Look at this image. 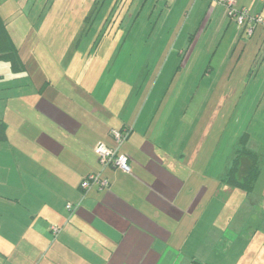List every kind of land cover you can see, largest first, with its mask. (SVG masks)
<instances>
[{
    "label": "crops",
    "instance_id": "0c3cea01",
    "mask_svg": "<svg viewBox=\"0 0 264 264\" xmlns=\"http://www.w3.org/2000/svg\"><path fill=\"white\" fill-rule=\"evenodd\" d=\"M106 1L99 10L106 14V23L114 20L112 16L132 20L125 26V42L148 4L157 34L141 48L146 47L156 60L155 70H160L145 83L142 76H108L107 66L93 65L91 59L83 68L69 63L66 72L46 78L25 75L27 67L10 70V63L5 67L0 61V119L7 124V138L0 143V264H264L257 253L264 249V237L255 238L259 228L237 220L238 209L230 204L240 192L253 202L250 196L264 171L263 154L255 188L238 190L224 181L238 146L227 155L221 153L218 168L214 165L220 159L219 142L209 146L207 157L203 151L202 115L190 111L188 121L185 109L160 111L176 59L184 56L181 64L187 68L197 50L193 45L197 30L187 39L185 16L176 10L166 13L163 0H115L114 5L112 0L105 9ZM188 1L165 4L186 7ZM6 3L21 6L18 0ZM207 3L216 25L230 29L226 6L218 0H196L193 8L200 4L198 12ZM237 3L252 13L264 10V0ZM94 4L96 9L98 0ZM106 48L100 45L96 51H110ZM242 56L243 52L238 61ZM181 64L180 75L173 76L180 78V92L190 90L185 84L202 86L214 69L208 65L204 74L195 68L183 72ZM199 65L201 69L203 62ZM167 66V79L158 87ZM122 129L124 140L119 142L113 131ZM243 132L240 137L248 133L246 145L251 148L250 128ZM101 143L128 154L131 171L103 166L95 151ZM205 164L211 165L209 172L202 169ZM184 165L192 168H187V176L178 170ZM97 171L109 178L110 185L82 190V179ZM204 177L210 180L203 182ZM186 179L200 182L195 189H185ZM263 189L264 180L257 191L258 206L252 203V210L262 213ZM52 226L59 231L54 233ZM252 228L251 233L245 231Z\"/></svg>",
    "mask_w": 264,
    "mask_h": 264
},
{
    "label": "rangeland",
    "instance_id": "374dc122",
    "mask_svg": "<svg viewBox=\"0 0 264 264\" xmlns=\"http://www.w3.org/2000/svg\"><path fill=\"white\" fill-rule=\"evenodd\" d=\"M6 1L9 0H0V12L2 11L0 14L6 20L9 32L17 44L20 58L27 67L25 75L43 78L54 77L66 72L69 63H75V66L83 68L84 62L87 63L89 59L93 65L107 66L108 76L123 75L126 78L142 76L144 83L147 78L154 77L160 70L158 68L155 70L156 60H152L149 53L145 51L147 50V41L153 40L152 34H157V28L153 29V25L156 24L155 20L149 21L146 8L148 4L140 14L139 23L132 35L125 42L127 33L125 26L132 20L129 17L127 20L125 18V21H121L122 17L118 20L117 16H112L114 20L106 23V14L99 13L104 0L98 1V9L94 13L92 10L95 8V0H89V4H87L88 0H39V2L31 0V3L28 2L29 4L26 3V0H18L21 6L14 3L11 7H7ZM111 1H106L105 9L109 7ZM151 1L153 2V0ZM165 1L163 0L162 5L165 6L166 13L173 14L176 10V13H182L185 16L186 19L183 18L182 22L184 24V20H186L187 39L190 33L197 30L193 42L197 50L193 52L187 68L181 64L184 56H180L179 59L175 58L176 65L174 70L172 69L170 85L169 83L165 84V88L167 87L169 91L166 92L167 97L163 101L160 111L163 112V109L167 108L170 110L185 109L188 121L191 117L190 111L202 115L203 151L207 157L209 146L219 142L217 149L220 159L218 164L214 165L218 168L222 166L224 157L221 153L227 155V152L232 148L239 147L238 138L240 139L243 131L249 128L253 137L251 148L263 154L264 158V26L259 25L255 33L249 35L246 31L242 32L243 27L230 17L227 7V22L230 24V29H227L226 25L221 27L216 25V20L210 17L211 13H207L209 3L196 12L200 6L198 4L193 8L196 0H189L186 7L185 4L167 7ZM113 2L115 0L111 2L112 5H114ZM261 12L264 14V10ZM52 16L56 18L52 19ZM114 24L116 27L113 28ZM202 30H204V35L200 36ZM134 43H137L139 47H133L136 46ZM144 44L146 47L141 48ZM90 45L91 47H89ZM100 45L107 46L106 50L110 51L97 52V46L100 48ZM115 46H118V49L112 51ZM191 50L192 48L187 51L186 59ZM242 52L243 56L238 61ZM231 56L233 57L231 58ZM229 61L230 63H227ZM202 62V68L198 69ZM2 63L6 67L10 62ZM159 64L162 66L163 61ZM180 64L181 69H184L183 72L195 68L197 73L203 70L204 74L208 65H210L209 68L214 67V69L211 77H207L202 82V86L198 82V84H185L184 86L190 90L180 92L179 88H183L180 78H173V76L180 75L178 66ZM8 68L12 69L11 63ZM82 68L79 70V75H82ZM168 69L169 66L164 69L158 87L166 81ZM69 71L71 70L69 69ZM229 76H235L234 81L228 82ZM198 88L200 91L196 96ZM214 89H217L218 92L211 94V90ZM171 118L174 119V116ZM184 166L186 168L181 167L178 170L187 176L189 172L187 168L189 167L190 170L192 168L190 165ZM197 167L200 168L199 163ZM197 167L195 166L198 171ZM202 169L209 172L211 165L209 167L205 164ZM205 180L209 181L210 179L204 177L202 181ZM263 180L264 171L254 193L250 196L252 203L256 206L260 200L257 191ZM186 182L185 189H195L194 186L200 181L186 179ZM238 190L241 189L238 188ZM247 196L245 192H240L230 199L232 208L235 211L238 209L234 216L239 221H248L253 228H259L255 238L264 237V213L252 210L255 205ZM246 209L249 212H243ZM253 228L245 231L251 233ZM260 246L262 245L260 244ZM257 253L264 259V249L259 248Z\"/></svg>",
    "mask_w": 264,
    "mask_h": 264
},
{
    "label": "trees",
    "instance_id": "16d2710c",
    "mask_svg": "<svg viewBox=\"0 0 264 264\" xmlns=\"http://www.w3.org/2000/svg\"><path fill=\"white\" fill-rule=\"evenodd\" d=\"M99 1V0H98ZM97 5V4H96ZM97 11L94 9V12ZM88 19V18H87ZM0 61L11 63L14 71L25 68L19 54L17 44L12 38L6 20L0 14ZM124 129H122L123 132ZM248 133L240 137V145L236 150L233 162L224 176V181L233 187L247 192L255 188L262 165V155L246 145ZM7 138V124L0 119V143Z\"/></svg>",
    "mask_w": 264,
    "mask_h": 264
},
{
    "label": "built area",
    "instance_id": "2783aa9c",
    "mask_svg": "<svg viewBox=\"0 0 264 264\" xmlns=\"http://www.w3.org/2000/svg\"><path fill=\"white\" fill-rule=\"evenodd\" d=\"M219 2L227 7L230 17L234 18L238 25L243 27L244 31L249 35L254 34L257 26H264V14L252 13L247 7H240L237 0H219ZM113 135L119 142L124 140V134L122 131H113ZM95 151L103 166H115L127 172L131 171L129 163L130 157L126 153H122L118 147H111L107 144L101 143L96 146ZM109 185V178L104 176L101 172H91L80 182L82 190H88L94 186L104 188ZM67 207L68 209H72L71 204H68ZM52 230L54 233L58 232L59 227L52 226Z\"/></svg>",
    "mask_w": 264,
    "mask_h": 264
}]
</instances>
